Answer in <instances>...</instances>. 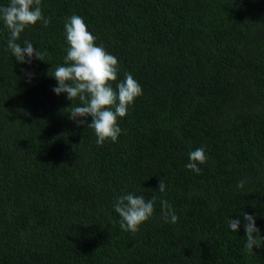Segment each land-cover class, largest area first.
Segmentation results:
<instances>
[{"label": "trees", "instance_id": "16d2710c", "mask_svg": "<svg viewBox=\"0 0 264 264\" xmlns=\"http://www.w3.org/2000/svg\"><path fill=\"white\" fill-rule=\"evenodd\" d=\"M40 6L50 22L20 42L44 61H16L0 22V264H264V242L249 252L243 222L228 228L231 216L253 214L264 241V0ZM73 14L118 58V79L131 72L143 89L115 143L98 146L52 91ZM201 146L207 161L196 174L185 165ZM128 192L157 196L137 232L123 230L113 208ZM161 199L176 224L163 222Z\"/></svg>", "mask_w": 264, "mask_h": 264}, {"label": "clouds", "instance_id": "9594fccd", "mask_svg": "<svg viewBox=\"0 0 264 264\" xmlns=\"http://www.w3.org/2000/svg\"><path fill=\"white\" fill-rule=\"evenodd\" d=\"M0 22L7 28V50L21 65L30 64L33 59L44 61L45 52L36 47L30 40L21 41V35L38 22L47 26L50 20L43 15L40 0H9L0 6ZM64 35L68 47L63 63L58 64L51 77L56 81L52 91L63 95L71 102L69 119L78 126H85L95 134V142L103 146L105 142L115 143L122 133L118 123L124 118L129 107L143 95V89L131 72H126L123 79H118V58L108 52L102 44H97L96 37L88 30L82 16L73 14L64 22ZM25 74L31 79L32 74ZM115 82V87L113 86ZM78 101V102H76ZM89 118H91L89 122ZM187 169L196 174L202 172L201 165L206 163L207 154L203 146L191 149L188 153ZM244 180L237 183L243 189ZM167 185L160 180L157 192L164 193ZM157 196L146 198L128 192L113 202V208L119 216L120 227L129 232H137L155 212ZM162 219L166 224H176L179 220L173 206L165 199L160 200ZM242 220H228V228L238 233L243 222L246 233L245 249L253 252L264 242L253 214L243 212Z\"/></svg>", "mask_w": 264, "mask_h": 264}]
</instances>
